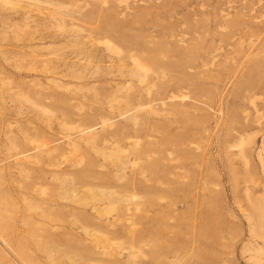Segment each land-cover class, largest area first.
<instances>
[{
	"label": "rangeland",
	"instance_id": "obj_1",
	"mask_svg": "<svg viewBox=\"0 0 264 264\" xmlns=\"http://www.w3.org/2000/svg\"><path fill=\"white\" fill-rule=\"evenodd\" d=\"M263 143L264 0H0V245L17 264H264Z\"/></svg>",
	"mask_w": 264,
	"mask_h": 264
},
{
	"label": "bare ground",
	"instance_id": "obj_2",
	"mask_svg": "<svg viewBox=\"0 0 264 264\" xmlns=\"http://www.w3.org/2000/svg\"><path fill=\"white\" fill-rule=\"evenodd\" d=\"M5 3V2H4ZM27 13V12H26ZM3 14V13H1ZM46 14V13H45ZM19 15V14H18ZM43 15V14H42ZM52 16V15H50ZM45 17V16H44ZM55 19V17H54ZM105 46L107 49H109L110 51H115V47L112 45L111 42L109 41H105L104 42ZM132 63L135 66L136 70L140 69L142 71V69H145V67L142 65V63L137 59V58H133L132 59ZM117 88V87H116ZM106 119H102L101 123L102 125L105 124L107 121H105ZM53 129V128H52ZM78 130V129H76ZM79 139H81L82 143H84L85 145L89 146L91 150L95 151V152H99L101 155H103L105 158H111L115 159L116 163H117V170H122L124 167V164L128 161L126 159V155H123V149L120 147V145H118V142L115 140V138L113 139V137H111L112 133L110 135H105V136H101L100 134H98L96 132V129L92 128V127H88L85 128L84 130H79ZM112 138V140L110 139ZM97 141H99L102 144H109L107 147H100L97 144ZM264 144V143H263ZM71 148V147H70ZM106 149H108L107 151H105ZM242 155V154H240ZM240 159V158H239ZM242 159V158H241ZM114 161V162H115ZM115 165V164H114ZM126 165V164H125ZM102 194H107V197L109 196H113L111 194V192L109 191H100ZM109 195V196H108ZM106 196V195H105ZM110 198V197H109ZM108 200V199H107ZM110 205H105V207L99 209V208H94L93 210L97 213V214H101V213H109V211L112 210H116V206H117V202H121V201H113L114 199H110ZM116 200V199H115ZM128 201L127 199H123V202H125V206H124V212L125 214H131L132 212V208L128 205ZM117 203V204H116ZM257 205V204H256ZM258 206V205H257ZM139 207L136 205H134V209H138ZM118 209V207H117ZM117 212V211H116ZM133 214V213H132ZM129 217V216H128ZM264 219V218H263ZM130 221V220H129ZM257 222V221H256ZM264 222V221H263ZM84 234L88 237V238H93L92 240H96L98 242V244L100 245V247H105L106 245H108L109 243V239H107L105 236H103L102 234H100L99 232H91L90 230L88 231L87 229L84 228ZM263 238V237H262ZM90 239V240H91ZM91 240V241H92ZM96 244V242H95ZM6 246V245H5ZM97 246V245H96ZM1 248L5 249L7 252H5L4 250H2ZM132 248V246H131ZM259 248V247H258ZM260 249V248H259ZM263 249V248H262ZM12 250V249H11ZM104 250V249H103ZM105 251V250H104ZM263 251V250H262ZM103 252V251H102ZM122 252V251H121ZM133 251H128L125 252L124 254H121L126 260H131L132 258L135 257V255L132 253ZM8 253H12V251H10V249H7L6 247H3L0 245V264H17V260H19L20 258L17 257L16 262H14L13 260L10 259ZM106 253V252H105ZM115 253V252H114ZM15 254V253H14ZM16 255V254H15ZM107 256V255H105ZM13 259H15L16 257L13 255ZM12 258V256H11ZM253 259V258H252ZM22 263V261H21ZM20 263V264H21ZM24 264V263H23ZM27 264V263H26ZM135 264V263H134Z\"/></svg>",
	"mask_w": 264,
	"mask_h": 264
}]
</instances>
